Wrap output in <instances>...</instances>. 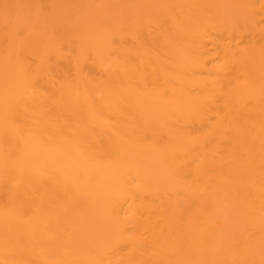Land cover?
Instances as JSON below:
<instances>
[{
  "label": "bare ground",
  "instance_id": "6f19581e",
  "mask_svg": "<svg viewBox=\"0 0 264 264\" xmlns=\"http://www.w3.org/2000/svg\"><path fill=\"white\" fill-rule=\"evenodd\" d=\"M217 199L241 206L238 264L264 204V0H0V264H193Z\"/></svg>",
  "mask_w": 264,
  "mask_h": 264
},
{
  "label": "rangeland",
  "instance_id": "374dc122",
  "mask_svg": "<svg viewBox=\"0 0 264 264\" xmlns=\"http://www.w3.org/2000/svg\"><path fill=\"white\" fill-rule=\"evenodd\" d=\"M208 209L206 223L190 231L196 258L193 264H224V256L234 258L232 244L241 233V206L237 200L217 199ZM254 219L257 231L248 239L251 248L238 264H264V204ZM159 257L161 264H188L181 249L161 250Z\"/></svg>",
  "mask_w": 264,
  "mask_h": 264
}]
</instances>
